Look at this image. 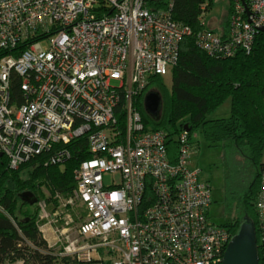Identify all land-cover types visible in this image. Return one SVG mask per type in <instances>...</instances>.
Here are the masks:
<instances>
[{
    "label": "built area",
    "instance_id": "2783aa9c",
    "mask_svg": "<svg viewBox=\"0 0 264 264\" xmlns=\"http://www.w3.org/2000/svg\"><path fill=\"white\" fill-rule=\"evenodd\" d=\"M196 46L230 58L252 51L264 0H230L228 36L204 23ZM174 0H0V160L17 170L40 156L62 165L85 138L92 156L75 170L71 196L38 201L52 253L77 264H221L232 237L208 218L212 188L191 168L188 133L172 165L163 132H145L133 97L168 77L192 30L173 20ZM46 41L48 49L41 46ZM11 73L22 78L12 101ZM118 82L113 86L112 82ZM126 100V132L115 110ZM118 175L106 185L104 175ZM49 210V209H48ZM264 258V175L256 200ZM48 234H51L53 240ZM8 264H26L15 262Z\"/></svg>",
    "mask_w": 264,
    "mask_h": 264
},
{
    "label": "trees",
    "instance_id": "16d2710c",
    "mask_svg": "<svg viewBox=\"0 0 264 264\" xmlns=\"http://www.w3.org/2000/svg\"><path fill=\"white\" fill-rule=\"evenodd\" d=\"M213 0H174L173 20L192 30L183 39L179 60L170 71V85L165 77L152 76L145 90L133 97L132 104L141 114L145 132H163L167 137V151L172 165L178 162V137L188 132L189 145L194 149V137L199 134L209 148L225 149L236 156L248 170L242 172L240 181L231 175L226 178L217 196L212 195L209 211L214 208L215 223L236 235L244 217H249L260 228L256 213V200L264 175V33L254 42L252 51H238L230 58H216L200 50L195 36L203 30L199 21L201 6ZM218 31L226 37L231 18ZM0 51V60L7 56ZM22 78L11 73L12 101L22 104ZM161 97L158 118L151 116L145 107V97L150 92ZM227 101L231 102L228 118L211 119ZM117 126L126 132V100H121L115 110ZM71 158L62 165L47 164V156H40L17 170L8 168L0 160V264L24 262L26 264H77L70 258L60 257L48 249L39 231L44 220L39 217L38 205L29 206L19 196L33 193L38 201L45 202L51 212L55 196H71L76 182L75 170L92 156L85 138L65 146ZM241 172H238V175ZM237 175V176H238ZM219 205V207H216ZM208 218L213 219L208 213ZM214 220V219H213ZM259 250V264L264 258Z\"/></svg>",
    "mask_w": 264,
    "mask_h": 264
},
{
    "label": "rangeland",
    "instance_id": "374dc122",
    "mask_svg": "<svg viewBox=\"0 0 264 264\" xmlns=\"http://www.w3.org/2000/svg\"><path fill=\"white\" fill-rule=\"evenodd\" d=\"M230 8V0H213L212 7L208 13L204 16V23L206 26L218 31L220 27L227 20L228 13ZM44 50L48 49V44L46 41H43L41 44ZM166 82L170 85V77H165ZM118 82L113 81V86H118ZM231 102L227 101L222 105L216 112H214L210 118L211 119H221L228 118L230 116ZM194 149L191 155L192 166L191 168L200 171V178L202 181L208 182L212 188V195L215 197L220 192L221 187L223 186L225 180L230 175L235 178V181H240L242 172L248 170V167H245L243 163L236 157L232 156L228 152H225V149L221 148H209L204 140L199 134H196L194 137ZM264 162V157H263ZM238 172L239 173L238 175ZM238 175V176H237ZM118 175H104V182L106 185L111 184L112 179H117ZM219 207V205H216ZM53 207V205H52ZM48 212H50L47 209ZM214 208L210 210V215L215 223L217 220V215H214ZM50 239L53 240L51 234H48Z\"/></svg>",
    "mask_w": 264,
    "mask_h": 264
},
{
    "label": "water",
    "instance_id": "95a60500",
    "mask_svg": "<svg viewBox=\"0 0 264 264\" xmlns=\"http://www.w3.org/2000/svg\"><path fill=\"white\" fill-rule=\"evenodd\" d=\"M260 31L264 33V27ZM145 107L151 116L158 118L161 109L160 95L154 91L149 92L145 97ZM19 198L29 206H34L38 202L37 197L31 192L21 194ZM258 252L256 228L253 221L246 216L230 241L221 264H259Z\"/></svg>",
    "mask_w": 264,
    "mask_h": 264
},
{
    "label": "bare ground",
    "instance_id": "6f19581e",
    "mask_svg": "<svg viewBox=\"0 0 264 264\" xmlns=\"http://www.w3.org/2000/svg\"><path fill=\"white\" fill-rule=\"evenodd\" d=\"M150 92H151V91H150ZM186 132H187V131H186ZM187 133H188V132H187ZM215 224H216V223H215ZM217 225H218V224H217ZM256 236H257V235H256ZM233 237H234V236H233ZM233 237H232V238H233ZM231 240H232V239H231ZM259 243H260V241H259V239H257V245H258V248H260V244H259ZM228 245H229V244H228ZM224 254H225V253H224Z\"/></svg>",
    "mask_w": 264,
    "mask_h": 264
},
{
    "label": "crops",
    "instance_id": "0c3cea01",
    "mask_svg": "<svg viewBox=\"0 0 264 264\" xmlns=\"http://www.w3.org/2000/svg\"><path fill=\"white\" fill-rule=\"evenodd\" d=\"M170 77V76H169ZM36 205V204H35ZM210 211H208V213H209ZM211 220V219H210ZM212 221V220H211ZM213 222V221H212Z\"/></svg>",
    "mask_w": 264,
    "mask_h": 264
}]
</instances>
